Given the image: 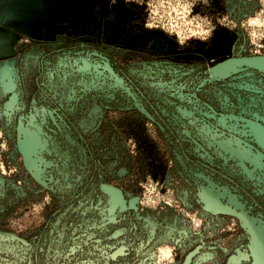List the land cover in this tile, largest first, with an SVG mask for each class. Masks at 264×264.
I'll return each mask as SVG.
<instances>
[{"label": "rangeland", "instance_id": "374dc122", "mask_svg": "<svg viewBox=\"0 0 264 264\" xmlns=\"http://www.w3.org/2000/svg\"><path fill=\"white\" fill-rule=\"evenodd\" d=\"M261 57L264 0H0V264H264Z\"/></svg>", "mask_w": 264, "mask_h": 264}, {"label": "water", "instance_id": "95a60500", "mask_svg": "<svg viewBox=\"0 0 264 264\" xmlns=\"http://www.w3.org/2000/svg\"><path fill=\"white\" fill-rule=\"evenodd\" d=\"M227 63H230L232 65H234L235 67H242V66H247L253 69H258V70H264V57L261 58H247V59H241V60H233V61H229ZM210 76L211 78L213 77H217L218 76V71L212 69L210 71ZM23 160H24V164L25 166H27V158H28V154L26 151H24L23 149L20 150ZM118 198L120 201V206L124 209L125 207V203L122 200L121 194L118 193ZM201 202L204 204L205 207H208L210 209L211 212H214L216 214H222V215H231V216H235V214L231 211H228L227 209H224L221 202L217 199V198H207L205 195L200 194L199 196ZM218 206V208H217ZM116 208V205L114 202H112L111 204V208H110V212L114 211V209ZM192 256L189 255L186 258L185 264H189L190 262V257Z\"/></svg>", "mask_w": 264, "mask_h": 264}, {"label": "bare ground", "instance_id": "6f19581e", "mask_svg": "<svg viewBox=\"0 0 264 264\" xmlns=\"http://www.w3.org/2000/svg\"><path fill=\"white\" fill-rule=\"evenodd\" d=\"M216 71H218V76L217 77H212L213 79H219V78H224V77H227L232 71L233 72H237L239 71V69L237 67H235L234 65L230 64V63H224L222 64L219 68H216L214 69ZM203 195H205L207 198H217L213 195H207V194H204L202 193ZM218 199V198H217ZM219 200V199H218ZM220 201V200H219ZM221 202V201H220ZM222 204V203H221ZM223 208L224 209H227L223 204H222ZM208 210H210L208 207H206ZM218 208V206H217ZM228 210V209H227ZM230 211V210H228Z\"/></svg>", "mask_w": 264, "mask_h": 264}]
</instances>
